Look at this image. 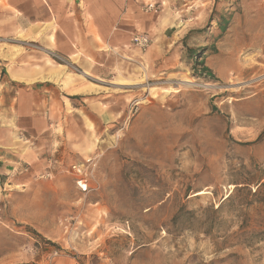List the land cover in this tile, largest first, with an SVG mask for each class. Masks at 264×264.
<instances>
[{
    "label": "rangeland",
    "instance_id": "374dc122",
    "mask_svg": "<svg viewBox=\"0 0 264 264\" xmlns=\"http://www.w3.org/2000/svg\"><path fill=\"white\" fill-rule=\"evenodd\" d=\"M140 1L162 64L133 42L142 30L71 58L0 33V96L22 53L61 73L49 85L88 92L0 182V264H264V189L247 190L264 183V0Z\"/></svg>",
    "mask_w": 264,
    "mask_h": 264
},
{
    "label": "crops",
    "instance_id": "0c3cea01",
    "mask_svg": "<svg viewBox=\"0 0 264 264\" xmlns=\"http://www.w3.org/2000/svg\"><path fill=\"white\" fill-rule=\"evenodd\" d=\"M140 2L0 0V33H6L9 27L27 29L32 34L27 44L42 45L57 50L65 58H71L81 49L86 51V45L92 50L100 44L116 47L124 43L129 34L142 30L152 38V45L147 50V62L151 66L162 64L171 49L163 44V37L157 34L160 21L146 24L142 20V17H147L142 13ZM191 4L193 2H187V5ZM14 12L18 14L14 15ZM173 24L162 22L165 30L175 28ZM26 64L28 58L22 53L16 65L12 63L6 69L4 94L0 96V104L3 105L0 111V116L3 115V119L0 117V182L3 180L6 184L13 180L17 172H27L25 162L34 161L35 156L38 157L43 151L44 133L52 128L59 130V127H63L71 113L69 105L74 110L81 109L74 106L76 96L88 94L85 89L71 91L74 89L71 85L67 89L49 85L45 81L57 80L61 73L52 72L41 77L43 70L39 69V65L34 69Z\"/></svg>",
    "mask_w": 264,
    "mask_h": 264
},
{
    "label": "built area",
    "instance_id": "2783aa9c",
    "mask_svg": "<svg viewBox=\"0 0 264 264\" xmlns=\"http://www.w3.org/2000/svg\"><path fill=\"white\" fill-rule=\"evenodd\" d=\"M144 7H145L146 11H155V12H157V10H158L157 7H156V4L153 3V2L145 3ZM132 40L135 43V45L137 47L141 48V49H148L150 47V45H151V42H152V40L149 37V35L142 34V33H136L133 36ZM76 168H77V166H74V169H76ZM78 171H80V170H78ZM78 183L83 189L87 190L88 185L86 184V182H84L83 178L79 179Z\"/></svg>",
    "mask_w": 264,
    "mask_h": 264
},
{
    "label": "trees",
    "instance_id": "16d2710c",
    "mask_svg": "<svg viewBox=\"0 0 264 264\" xmlns=\"http://www.w3.org/2000/svg\"><path fill=\"white\" fill-rule=\"evenodd\" d=\"M205 70H207V69H205ZM263 189H264V183H260L258 189H257L255 192H252L250 189L247 188L249 194H250L252 197H259V195L262 194V190H263ZM239 190H241V189H239ZM233 197H234V196H233L232 194H230L225 200L230 201ZM225 200H224V201H225ZM254 200H255V199H252V200L248 201V202H247V205L252 204V203L254 202ZM258 201L264 204V195H262V197H261L260 199H258ZM222 204H223V202H222ZM222 204H221L217 209H215V212H218V213H219V212L221 211V209H222ZM263 233H264V231H263L262 233H260V234L263 235ZM44 241H45L46 244L54 245V243H52L51 241H48V240H46V239H44Z\"/></svg>",
    "mask_w": 264,
    "mask_h": 264
},
{
    "label": "bare ground",
    "instance_id": "6f19581e",
    "mask_svg": "<svg viewBox=\"0 0 264 264\" xmlns=\"http://www.w3.org/2000/svg\"><path fill=\"white\" fill-rule=\"evenodd\" d=\"M184 82L188 83V84H194L193 82H190L188 80H185Z\"/></svg>",
    "mask_w": 264,
    "mask_h": 264
}]
</instances>
